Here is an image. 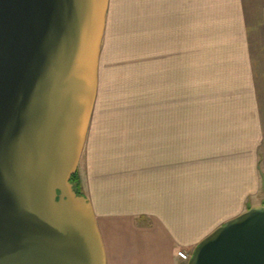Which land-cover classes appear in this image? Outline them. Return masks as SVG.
I'll use <instances>...</instances> for the list:
<instances>
[{"label":"crops","instance_id":"0c3cea01","mask_svg":"<svg viewBox=\"0 0 264 264\" xmlns=\"http://www.w3.org/2000/svg\"><path fill=\"white\" fill-rule=\"evenodd\" d=\"M109 6L133 7L134 18L120 12L110 25L107 15L78 168L83 194L107 264H187L205 236L264 199V78L256 77L243 4ZM202 25L198 51L192 33ZM130 56L136 61L125 62Z\"/></svg>","mask_w":264,"mask_h":264},{"label":"water","instance_id":"95a60500","mask_svg":"<svg viewBox=\"0 0 264 264\" xmlns=\"http://www.w3.org/2000/svg\"><path fill=\"white\" fill-rule=\"evenodd\" d=\"M110 0H0V264H107L71 182L95 106ZM187 264H264V201Z\"/></svg>","mask_w":264,"mask_h":264},{"label":"rangeland","instance_id":"374dc122","mask_svg":"<svg viewBox=\"0 0 264 264\" xmlns=\"http://www.w3.org/2000/svg\"><path fill=\"white\" fill-rule=\"evenodd\" d=\"M242 1V13L245 21V29L248 32V47L250 48L251 58L255 62L257 69V79L264 78V0H241ZM200 10V8H198ZM134 8H121L116 6H109L108 21L112 25V22L116 19L120 12L128 15L129 21L134 18ZM211 8H202V14L210 13ZM128 20V19H127ZM204 25V24H203ZM202 25L200 29H193L192 47L203 49L206 40L205 28ZM206 26V25H205ZM207 29V26H206ZM202 30V31H201ZM132 41H134L132 39ZM131 41V42H132ZM234 54V53H233ZM228 57V55H226ZM222 58V55H220ZM197 56L193 55V61H197ZM134 56H130L125 62H135ZM199 61V60H198ZM264 201V199H263ZM262 201V202H263ZM261 202V203H262ZM259 204V203H258ZM255 205V204H254ZM249 205L248 207H250ZM246 210V209H245Z\"/></svg>","mask_w":264,"mask_h":264},{"label":"trees","instance_id":"16d2710c","mask_svg":"<svg viewBox=\"0 0 264 264\" xmlns=\"http://www.w3.org/2000/svg\"><path fill=\"white\" fill-rule=\"evenodd\" d=\"M71 182L74 184V188L77 191V193L83 194V190H82L81 183H80V180H79L78 171L73 175V177L71 179Z\"/></svg>","mask_w":264,"mask_h":264}]
</instances>
